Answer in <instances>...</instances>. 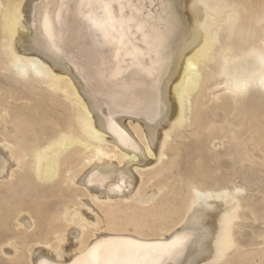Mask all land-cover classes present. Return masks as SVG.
Wrapping results in <instances>:
<instances>
[{"label":"bare ground","instance_id":"1","mask_svg":"<svg viewBox=\"0 0 264 264\" xmlns=\"http://www.w3.org/2000/svg\"><path fill=\"white\" fill-rule=\"evenodd\" d=\"M51 2L54 42L37 15L46 0H0V77L15 83L0 85V264H91L104 241L186 234L197 254L182 259L264 264V235L237 241L236 223L260 214L222 173L216 143L229 128L231 154L253 163L234 129L247 123L245 136L264 118V0H148L153 28L118 80L111 49ZM83 198L101 211L91 217Z\"/></svg>","mask_w":264,"mask_h":264},{"label":"snow or ice","instance_id":"2","mask_svg":"<svg viewBox=\"0 0 264 264\" xmlns=\"http://www.w3.org/2000/svg\"><path fill=\"white\" fill-rule=\"evenodd\" d=\"M53 5L51 0L38 5L37 15L42 22L43 34L49 41L54 42L50 11ZM57 19L62 14L75 16L88 33H91L98 42L111 49L110 58L113 80L122 75V62L138 63L142 55L136 47V37H147L153 25L152 16L148 9V0H57ZM33 26H36L35 24ZM107 67L108 64L106 63ZM89 182H92L90 178ZM121 190L118 186L114 191ZM196 229L193 228V232ZM196 237L193 235L175 236L168 241L139 242L136 240L104 241L98 243L86 254L92 258L91 264H200L196 259H182L188 254H197L194 247ZM119 244L122 248L110 250L106 245ZM218 247H223L218 245ZM102 251L105 255H101ZM147 251L153 258L150 260L131 259L141 252ZM117 257L123 255L125 259L108 258V255ZM42 264H48L43 261ZM56 264H59L57 261ZM72 264H85L82 259L72 261Z\"/></svg>","mask_w":264,"mask_h":264},{"label":"rangeland","instance_id":"3","mask_svg":"<svg viewBox=\"0 0 264 264\" xmlns=\"http://www.w3.org/2000/svg\"><path fill=\"white\" fill-rule=\"evenodd\" d=\"M1 84L7 87H11V88L15 86L13 77L11 75H8V78H4L1 76L0 85ZM43 96L44 94H40V97H43ZM256 109L259 112H261L262 110L259 107L258 108L256 107ZM235 124L236 125H235L234 132L235 134L239 133L238 134L240 138L239 143H242L241 139L248 141L247 148L250 152L249 154L251 156L252 155L254 156L253 163L245 162L242 165L240 164L241 157L239 155L235 156L234 154L233 155L231 154V151L234 148L235 142L230 140L229 128H227L225 132L219 136L220 140L216 141V143L218 144L222 143L221 148H218L220 152L222 153L221 156H223L222 162L224 163V167H223L222 173L230 174V177L232 176L231 179L236 185L244 186L247 188V191L243 193V197H245L246 200H248V202L253 206V208L259 211L260 218L258 220H252L251 219L252 217L250 216V214L246 213L247 219L245 220L240 219L239 222L236 223V226L241 227L239 230L236 231L237 241L239 242V244H242L244 247H251L253 244L260 242L261 236L264 235V155L261 152V149L256 147V144L258 142L257 141L258 139L257 131H260L263 129L262 125L264 124V118L260 117V119L257 122H255V125H254L255 127L252 129V131L249 133H246L245 136H243V133L246 132L247 123L245 125V122L237 121L235 122ZM183 133L184 135L189 136L191 133H193V129H186L183 131ZM227 141H229L230 143H227ZM229 145L232 147H230ZM229 152H230V155H229ZM237 157L239 159H237ZM133 189H134V186L133 187L131 186V188L129 190H126V192L130 195ZM89 199L90 198H83L84 206L82 204L81 205L79 204V207L83 206L81 207L82 210L87 212V214H89L91 217H94L97 215L100 209L97 208L96 204L94 205ZM235 202H233L235 203V205L232 202H231L232 204L230 203V205L228 206H227V203L225 204L226 208L230 209L228 211L231 213V216L229 212L224 214L225 215L224 220H227L226 222L225 221L224 222L225 224L228 223L227 226L225 225L227 229L233 226L232 223L237 217L236 214H237L238 209L236 210L235 207L237 204L238 207L236 208H239V203L238 201H235ZM235 211H236V214H235ZM101 217H104L103 213L101 214ZM231 217L233 219H231ZM72 236L75 237V235H72ZM76 237L75 239L77 240L78 238ZM226 244L228 246H226ZM222 246L223 247L226 246L229 249V247L233 245L229 243H222Z\"/></svg>","mask_w":264,"mask_h":264}]
</instances>
